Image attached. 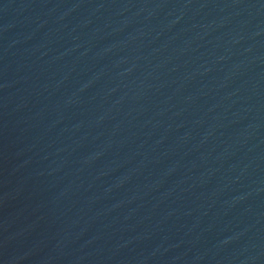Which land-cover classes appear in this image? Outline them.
<instances>
[{"label":"water","instance_id":"1","mask_svg":"<svg viewBox=\"0 0 264 264\" xmlns=\"http://www.w3.org/2000/svg\"><path fill=\"white\" fill-rule=\"evenodd\" d=\"M0 264H264V0H0Z\"/></svg>","mask_w":264,"mask_h":264}]
</instances>
